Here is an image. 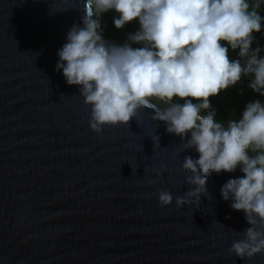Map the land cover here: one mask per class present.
I'll return each mask as SVG.
<instances>
[{
    "label": "water",
    "instance_id": "obj_1",
    "mask_svg": "<svg viewBox=\"0 0 264 264\" xmlns=\"http://www.w3.org/2000/svg\"><path fill=\"white\" fill-rule=\"evenodd\" d=\"M82 11L83 0H0V264H264L227 251L248 227L220 195L239 170L209 177L199 207L177 206L183 159L198 154L153 109L90 129L79 86L54 70Z\"/></svg>",
    "mask_w": 264,
    "mask_h": 264
},
{
    "label": "clouds",
    "instance_id": "obj_2",
    "mask_svg": "<svg viewBox=\"0 0 264 264\" xmlns=\"http://www.w3.org/2000/svg\"><path fill=\"white\" fill-rule=\"evenodd\" d=\"M262 6L264 0H83L80 23L66 33L54 66L67 85L79 86L92 131L128 124L151 108V119L180 137L184 151L195 150L198 158L185 156L181 164L190 188L177 206L191 197L199 207L213 174L242 173L220 188L248 225L227 249L241 260L264 254V45L256 35L264 34ZM110 12L117 30L137 25L122 43L106 38ZM244 81L259 99L221 121L210 98ZM152 139L159 144V136ZM158 199L167 206L173 197L161 191Z\"/></svg>",
    "mask_w": 264,
    "mask_h": 264
},
{
    "label": "trees",
    "instance_id": "obj_3",
    "mask_svg": "<svg viewBox=\"0 0 264 264\" xmlns=\"http://www.w3.org/2000/svg\"><path fill=\"white\" fill-rule=\"evenodd\" d=\"M260 12L264 15V6L261 7ZM114 13H108L103 17V22L107 25L105 29L106 38L117 42L122 43L125 39V32L134 31L137 27L135 22H132L130 25L126 26L122 30H117L112 26L111 19ZM257 39L261 45H264V34H256ZM230 58H235L236 53L229 52ZM246 81L243 84L237 85L227 91L221 92L219 96L210 98L212 100V105L218 110V119L223 122H226L229 118H237L239 112L242 110L246 101L253 99H259L251 90L247 89ZM238 87H244V94L239 95L237 92ZM264 99V98H261ZM182 102V101H181Z\"/></svg>",
    "mask_w": 264,
    "mask_h": 264
}]
</instances>
